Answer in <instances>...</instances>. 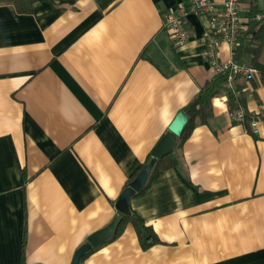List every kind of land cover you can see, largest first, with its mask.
<instances>
[{
	"label": "crops",
	"instance_id": "1",
	"mask_svg": "<svg viewBox=\"0 0 264 264\" xmlns=\"http://www.w3.org/2000/svg\"><path fill=\"white\" fill-rule=\"evenodd\" d=\"M182 1L33 0L30 12L0 3V264H71L214 75L203 17L185 16L183 45L163 25ZM259 11L264 0H240L249 29ZM232 56L224 41L219 59ZM236 83L251 125L219 93L175 145L176 165L131 197L160 241L144 247L128 221L82 264H264V79Z\"/></svg>",
	"mask_w": 264,
	"mask_h": 264
},
{
	"label": "trees",
	"instance_id": "2",
	"mask_svg": "<svg viewBox=\"0 0 264 264\" xmlns=\"http://www.w3.org/2000/svg\"><path fill=\"white\" fill-rule=\"evenodd\" d=\"M32 2L33 0H0V3H13L20 12L32 11ZM242 38L243 39L239 42L238 48L234 53L233 59L237 62H242L258 68L261 71L262 78L264 79V63L260 59V54L264 45V20L258 22L249 30L244 31L242 33ZM238 77L239 75L234 79L235 88L240 91L238 94H236L233 89L227 86L228 72H215L214 75L201 86L199 91L188 101V103L183 108V110L189 116V119L186 122L181 135L178 136L176 144L182 141L191 132L197 121H206L207 118L212 115L214 97L221 92H225L228 95V103L230 110L234 115V120L243 122L247 127L251 125L252 114L248 112L245 107L246 95L244 90L242 89L244 87V84L239 85L238 83H236V79ZM240 109L244 110L243 117H238V112ZM151 156L153 157V155ZM177 158L178 157L175 151V147L172 152L164 155L161 158H158L153 166L149 180L158 169L168 168L176 165L178 160ZM144 165L145 164L141 165L139 170L131 175L126 186L137 175V173ZM128 221H131L134 224L141 244L144 247H148L151 244L160 241V238L154 227L144 222L132 211L123 217L119 224L117 232L109 239L115 238L117 235H119L123 230L124 225ZM94 248L90 249L85 254V256L82 258V262L85 257L91 251H93Z\"/></svg>",
	"mask_w": 264,
	"mask_h": 264
},
{
	"label": "built area",
	"instance_id": "3",
	"mask_svg": "<svg viewBox=\"0 0 264 264\" xmlns=\"http://www.w3.org/2000/svg\"><path fill=\"white\" fill-rule=\"evenodd\" d=\"M196 13L205 19L203 40L206 47V56L210 59L215 72H228L227 86L238 94L234 79L243 75L247 79L260 74L258 68L237 62L233 59L239 45L240 37L249 25L243 20L240 13V0H183L179 7L168 10L163 18V25L171 30L176 44L183 45L189 38V30L185 23L188 13ZM257 22L264 20V12L259 11L253 15ZM224 41H228L232 48L231 60L223 62L218 57V50ZM243 109L238 112V117H243Z\"/></svg>",
	"mask_w": 264,
	"mask_h": 264
},
{
	"label": "water",
	"instance_id": "4",
	"mask_svg": "<svg viewBox=\"0 0 264 264\" xmlns=\"http://www.w3.org/2000/svg\"><path fill=\"white\" fill-rule=\"evenodd\" d=\"M188 119L189 116L187 115V113L183 109H181L171 122L167 132L153 147V157L141 168L137 175L119 194L118 198L115 201L117 212L114 215L113 219L105 226H102L101 228L93 231L88 236L87 240L76 248L71 264H82V258L90 249L99 246L101 243L112 237L117 232L119 224L123 217L131 212V197L136 191H139L145 187L157 159L173 151L177 142V138L179 135H181Z\"/></svg>",
	"mask_w": 264,
	"mask_h": 264
}]
</instances>
